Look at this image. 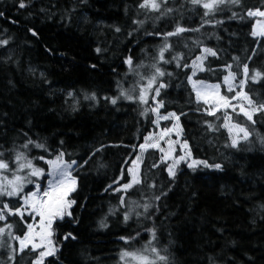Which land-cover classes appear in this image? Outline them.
Listing matches in <instances>:
<instances>
[{
    "label": "trees",
    "instance_id": "1",
    "mask_svg": "<svg viewBox=\"0 0 264 264\" xmlns=\"http://www.w3.org/2000/svg\"><path fill=\"white\" fill-rule=\"evenodd\" d=\"M143 2L0 0V159L10 166L3 175L11 178L17 153L44 171V161L60 153L75 161V203L71 215L53 222L56 251L43 264H124L125 251L156 260L152 247L167 257L156 264H264V111L252 113V121L231 108L208 115L189 83L218 84L221 95L233 97L247 64L249 77L261 76L243 91L264 103V37L252 35L255 17L246 14L264 10V0H225L211 11L192 0H157L159 10ZM178 27L186 31L168 35ZM198 56L203 70L193 74ZM156 68L164 75L140 102L135 97ZM229 72L236 74L235 91L224 88ZM161 83L159 113L179 116L161 126L176 129L193 159L220 169L180 164L173 177L157 148L141 153L154 129L149 97ZM225 120L246 128L248 139L230 145ZM138 153L140 183L121 192ZM4 223L13 235L25 232L19 216ZM13 256L14 264H34L38 250Z\"/></svg>",
    "mask_w": 264,
    "mask_h": 264
},
{
    "label": "snow or ice",
    "instance_id": "2",
    "mask_svg": "<svg viewBox=\"0 0 264 264\" xmlns=\"http://www.w3.org/2000/svg\"><path fill=\"white\" fill-rule=\"evenodd\" d=\"M228 2L239 5L241 0H228ZM193 4H201L202 6L211 11L215 6L219 4L225 3V0H211V2H202V0H192ZM25 5L23 3L20 4V7H24ZM151 7L153 10H159L160 4L157 3V0H144V2L140 5V7ZM208 12H205V15H207ZM247 16L249 17H261L264 18V10L261 9H249L247 11ZM235 15V14H234ZM119 31V29H117ZM186 31V29L182 27H178L176 29V33H168V35H175L177 33H181ZM252 35L255 36H261L264 37V19L256 20L254 30L252 32ZM4 43H7V41H4ZM204 51L211 55H216L214 51L211 49H204ZM161 59H163V50L161 51ZM129 65L132 64L131 58H129L126 61ZM195 66V65H194ZM231 67V66H229ZM201 70L203 68L201 67ZM195 74V73H193ZM249 68L248 65L245 64L243 66V76L245 79L241 80L239 83V87L241 91L236 92V95L233 97H228L226 95H221L219 88L220 85H204L203 81H200L199 83L202 85V88H196V85L194 84L193 87L196 90V96L197 100H200L203 98L205 104H209L210 107L207 110L208 115H215L217 111H220V109L227 110L228 108H232L233 111H236L237 107H239L240 112H242L249 121L253 120L252 113L257 111H264V103L257 105L253 99L243 91L244 85L248 79H251L253 82H256V80L261 76V73L259 71L255 72V74L251 77H249ZM164 73L159 69L156 68L155 74H153L147 84V88H142L140 93V100L143 103H147V100L145 99V94L148 91V89H151L154 82L157 79V76H163ZM191 79V77H189ZM236 74L229 72L227 76L224 77L225 83L228 85V91H235V88L231 81H235ZM163 83L159 84V86L155 89V96L160 95V88L165 87ZM94 98V97H93ZM131 99V97H128ZM236 99H242L243 101L247 102L248 108L246 109L244 104L239 105H233L231 103L232 100ZM112 103L115 104L116 101L112 100ZM162 106V102H158V106L156 108H152V112L158 113V108ZM250 109V110H249ZM225 117L230 120L231 117L228 116L227 111L224 113ZM170 118H175L176 121H179V116H177L175 113H169L167 115L159 116V119L168 120ZM158 123V121H157ZM227 126V125H225ZM178 127V125H176ZM211 127V125H209ZM232 128L236 129L237 134L243 133V139L247 140L249 136V132L246 128L241 127L238 124L232 125ZM172 132V129L165 128L159 136V139H164V137L168 136L169 133ZM152 140V137H146L145 138V144L140 145L141 153L148 148V147H155L158 148L162 153L164 152L163 148H160V144L158 140L154 143L149 144V141ZM33 143L32 141H28L27 144L24 145L25 148L28 147V144ZM167 143L169 144V150L167 153L164 154L162 157L163 159H167L171 157V153L173 151V145L175 143H179V141H171L168 140ZM238 141L236 139H233L232 146L236 147ZM38 148H43L44 145L42 144H36L35 145ZM188 145L185 141L182 144V148L187 149ZM3 154L0 153V156ZM63 153H60L55 159L46 160L45 162L50 166L51 171L47 173L48 176L51 177V179L48 181V187L43 190L42 194L40 185L36 184V190L31 191L28 193H24V187L28 183H33L28 177H41L45 175L44 170L39 167H35L33 165V162L31 159H29L24 153H17L15 157V163L17 165L15 171L12 172L11 178H9L7 175H3V173H7L10 170L9 163L5 162L4 160L0 159V197H18L22 203H19L15 206L10 205L8 202L0 201V221H6L7 217L9 215L13 216H19L21 221L24 222L27 231L23 235H13L11 231L8 232V235L12 238L18 241L19 248L13 249V251L17 254L20 252H23L26 248L29 246L32 248L33 251H37L40 248L45 247V241H47L48 244H51L50 237L52 235V232L50 229L52 228V224L56 218L63 219L64 215H71L70 212L67 211L72 204L75 203V200H69V195L76 190V179L72 177V173L70 171L72 164L75 162L67 163L63 160ZM188 156L191 155L190 152L187 153ZM40 159H44L43 157H40ZM142 155L137 157V160H141ZM185 159L184 156H180L178 158L174 159V162L172 165H169L168 172L170 176H175V167L177 164H179L180 161H183ZM203 164L204 167H214L216 169H220V164L215 165H209L207 161H197L193 160L192 163L188 164L189 168H194V166ZM24 169H28L29 172L26 176L19 175L20 172L24 171ZM133 183H140L139 178L137 177L136 173L133 172ZM131 184H125L123 187L124 189L130 188ZM145 208H147V205H145ZM25 215H28L33 218V221L35 222V218L39 217V231H34V223H30L26 220H24ZM128 217L126 216L125 219ZM102 226L103 223H102ZM8 229H11L13 225L11 223H8L6 225ZM5 233V228L0 227V236H2ZM71 234L69 233V236ZM154 235V233H153ZM36 238L39 239V243L36 242ZM68 236L65 237L67 239ZM75 239V237H72ZM123 239V238H122ZM2 243V241H0ZM56 249L54 247H48L46 251H40L38 253V258L34 261V264H43V258L46 256H51L55 254ZM151 252L154 254L156 260L159 261H166L167 257L164 255H161L158 250L155 247L151 248ZM10 259H13V257H10ZM122 259H125L126 261H134L135 264H156V260H150L148 256L143 255L139 252H130L125 251L122 253Z\"/></svg>",
    "mask_w": 264,
    "mask_h": 264
},
{
    "label": "rangeland",
    "instance_id": "3",
    "mask_svg": "<svg viewBox=\"0 0 264 264\" xmlns=\"http://www.w3.org/2000/svg\"><path fill=\"white\" fill-rule=\"evenodd\" d=\"M204 1L205 2H211V0H204ZM259 19H264V18L255 17V21H254V24H253L252 32L254 30V26H255L256 20H259ZM255 37L259 38L261 36H255ZM201 61H202V57L201 56H198L197 59H195L190 64V68H191V70H192L193 73H197V72H199L201 70V67H202L201 66ZM189 83H190V87L194 90L195 93H196V90L193 87L194 84L196 85V88H202V85L200 83L194 82L193 80H190ZM204 85L211 86V85H218V84L204 83ZM224 85H225L224 86L225 90H228V85L225 82H224ZM219 91H220V88H219ZM147 92L145 94V99L148 96L147 95ZM140 93H141V91L136 95V97L135 96L134 97L141 102V100L139 98L140 97ZM220 94H221V92H220ZM149 98H150V101H152L154 104L156 103V101H155L156 100L155 90L152 92V94L150 95ZM200 100L204 102L203 98L200 99ZM239 104H244L245 106H247V102L246 101L241 102V100L240 101H235L233 105H239ZM205 105L207 106V110H208L209 107H210V105L209 104H205ZM157 106H158V103L155 104L154 108H156ZM160 108H161V106L158 108V113L155 112V115H154V129L146 137H149V136L152 137V140L149 141V144L154 143L157 140H158V142H161L160 148H163L164 149V152L162 153L158 148L157 149L160 151L161 156L163 157L164 154L167 153L168 150H169V144L167 143V141L168 140L178 141V137H177L176 129L174 127H172V128L171 127H168L170 129H172V132L169 133L168 136L164 137V139H159L160 133L165 129L164 127L161 126V124L167 122V120H163V119H159L158 120V117L159 116L167 115V114H160L159 113V109ZM247 108H248V106H247ZM236 110L238 112H240L239 107H237ZM174 120H175V118L172 120V123L174 122ZM157 121H158V123H157ZM225 125H227V126H225ZM232 125H234V124L230 123L228 120H225L224 123H223V128H224V130L226 131V133L228 135V139H229V144L230 145H232L233 139H236L237 141L243 139V133H240L238 135L236 129L232 128ZM182 144L183 143L180 144V142L179 143H175L173 145V151L171 153V157L162 160L167 165V172H168L169 165H172L173 162H174V159L175 158H178L180 156H184L185 159L183 161H180L179 164L176 165L175 169L180 164H183L186 167H188V164L189 163H192L193 160L203 161V160L193 159L191 157V155L188 156L187 153L189 152V149H188V147H187V149L182 148ZM177 147H179V154H177ZM148 148H151V147H148ZM148 148H146V149H148ZM138 156H141V154L140 153L136 154L134 156V158L130 161L129 166L127 168L129 180H128V182L126 184H131L132 186L134 184H136V183H133V175H132V173L135 172L136 175H137V177H138L139 164H140V160L139 161L137 160V157ZM55 158H53V159H55ZM63 160L65 162H67V163L73 162V161H71V162L66 161L64 157H63ZM45 164H46V167H47L46 171H44L45 175H43L41 177H31V176H29L28 178L29 179L30 178L35 179V182H33L32 184L31 183L26 184L25 187H24V189L26 187L32 185V189L29 192L35 191L36 190V184H39L40 185V189H41V193L40 194H42L43 190L48 187V181L51 179V177L48 176L47 173L51 171V168H50V166L46 162H45ZM198 166H203V164H199V165H196L194 167H198ZM74 168H75V163L72 164V167H71L70 171L72 172V170ZM175 169H174V171H175ZM28 172H29L28 169H24V171H22V172L19 173V175L26 176L28 174ZM168 174H169V172H168ZM124 185H122L119 188V190L121 192H125L126 190L129 189V188L128 189H124V187H123ZM68 199L69 200H73V199L70 198V195H69ZM20 203H22V201ZM71 208H73V204H72V206L69 209H67V211L70 212ZM68 216L69 215H67V214L64 215V217H68ZM25 217H29V222L30 223H34V231H39V224H38L39 217H36L35 218V222L33 221V218L32 217H30L28 215H25ZM57 220H61V219L60 218H56L54 221H57ZM0 227H4L5 228V233L2 236H0V241H2V243H0V264H14V262H13L14 261L13 249L10 246L11 245V237L8 235V232L10 230L6 227V223H4V221H0ZM24 229H25V232H26L27 231V228H26L25 224H24ZM50 231H51V229H50ZM50 240H51V237H50ZM36 242L39 243V239L38 238H36ZM48 247H53L52 241H51V244H48L47 241H45V247L38 249V253L40 251H46ZM18 248H19V243H18V241H16V248L15 249H18ZM28 248H30L32 250V248L30 246ZM10 257H13V259H10ZM123 261H124V264H132V262H133V261H126L125 259H123Z\"/></svg>",
    "mask_w": 264,
    "mask_h": 264
}]
</instances>
